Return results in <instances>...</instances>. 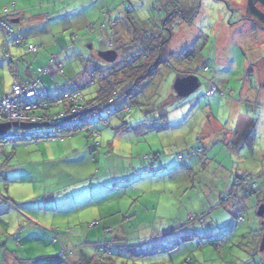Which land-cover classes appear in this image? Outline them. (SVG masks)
Here are the masks:
<instances>
[{"label": "rangeland", "instance_id": "obj_1", "mask_svg": "<svg viewBox=\"0 0 264 264\" xmlns=\"http://www.w3.org/2000/svg\"><path fill=\"white\" fill-rule=\"evenodd\" d=\"M247 1L132 0L128 14L118 0H0V15L8 9L4 18L13 30L38 47L26 56L9 41L20 71L40 78L52 98L61 88L96 98L101 71L118 94L109 110L92 117L100 131L95 140L84 130L58 140L0 143V198L10 187L16 209L0 222V264L63 251L73 263L264 264V28L249 20ZM18 11L24 17L13 23ZM152 36L171 42L172 53L161 78L137 85L146 72L129 71L138 60L142 66L145 46L132 39L157 42ZM3 42L0 30V77L11 93ZM108 50L118 52L116 62L102 59ZM53 55L65 69L56 83L39 73ZM190 69L200 86L181 96L175 85ZM214 87L219 91L211 95ZM89 141L98 144L94 157ZM249 177L258 184L254 191L243 181ZM36 191L53 192L58 211L71 215L50 221L55 227L42 243L32 224L15 228L23 220L16 212L26 215L21 205L34 201L29 192ZM102 242L109 251L99 248Z\"/></svg>", "mask_w": 264, "mask_h": 264}, {"label": "built area", "instance_id": "obj_2", "mask_svg": "<svg viewBox=\"0 0 264 264\" xmlns=\"http://www.w3.org/2000/svg\"><path fill=\"white\" fill-rule=\"evenodd\" d=\"M7 12V11H5ZM0 29L3 33L4 42L2 44L3 52L5 54V59L8 61L12 77H13V84H12V91L10 94L6 96H0V124L10 123L12 126L10 129L6 130L0 136V142L5 140H18L25 136H34L38 137L41 136V132H38V129L35 130H24L21 128H16L13 126L15 123L18 125H38L44 124L46 126H55L58 127L59 123L62 119L65 118L63 113L59 114H46L41 111L49 106L54 105L60 107L66 101L71 100L73 104V116H86L88 113H92L99 111L101 109V105L97 103L90 104L79 91H73V93H68L64 95V97L59 98H52L48 100V96L51 95L50 91H48L47 87L40 81V78L32 79V80H24L23 75L21 74L20 68L18 63L21 59L14 57L10 51L9 41L12 40L14 45L19 48L24 49V54H36L38 52V47L34 44H30L27 42L26 39L21 37L20 35L15 34L14 30L12 29L11 25L6 21H0ZM39 73L48 75L53 82L56 83L57 76H63L65 73V69L63 64L59 61V56L53 55L50 61V64L47 68H41ZM95 78V77H92ZM219 90L214 87L210 94L214 95ZM221 96L224 95L223 92L220 93ZM114 102L113 99H110L107 102V106H111ZM130 108H125L124 113L130 112ZM122 112V113H123ZM57 125V126H56ZM57 131V129H56ZM50 131L49 133L43 134L44 137H56L57 132ZM2 175V169L0 167V176ZM244 183H252L251 180L248 178L245 180ZM251 189L254 191L256 189L257 184L253 183L250 185ZM96 223H93L95 226ZM69 232L72 229L68 230ZM56 238L54 239V241ZM104 252H107L103 248ZM64 257L67 258L66 251H63Z\"/></svg>", "mask_w": 264, "mask_h": 264}, {"label": "trees", "instance_id": "obj_3", "mask_svg": "<svg viewBox=\"0 0 264 264\" xmlns=\"http://www.w3.org/2000/svg\"><path fill=\"white\" fill-rule=\"evenodd\" d=\"M115 1H117V0H115ZM118 1H120L122 5L126 6V12L128 14H130L134 10V7L132 5V0H118ZM247 8H248V14H249V18H250L249 20H251V22L255 23L256 26H260L261 28H264V0H248L247 1ZM5 11H9V10L6 9ZM6 13L7 12H4V17H6L8 15V14L6 15ZM110 14H111V12H104V15H105L106 18H110L111 17ZM4 17L1 16L0 17V21H6ZM111 24H112V26H114V28H116L117 25H118L117 23H113V22ZM104 27H105V25L104 26H100V28H104ZM89 30H91V31L94 30V27L90 26ZM154 37H156V36H152L151 38H154ZM157 38H158L157 42H159L161 37H157ZM157 38H154V39H157ZM132 41L135 42L134 39H132ZM161 50H162L161 46H157V47H154V48L149 50L151 52V54L153 55V60L155 61L154 65H152V66H158V64H159V66H161V64H164L159 59ZM152 66L144 64L141 67H138V66L134 67L135 69L133 68L129 72H139V71L143 70V68L144 69L149 68V67L152 68ZM94 72H95V69L94 70H90V72H88V73H90V75H91ZM155 72H156V70H155ZM99 73H102V74H99V76L103 75V79L99 82L100 83V88H99L97 97L92 99V100H90V101H88V100L87 101L90 104L97 103V104L101 105L102 106L101 109L99 111H96V113L95 112L88 113L86 116L74 117L73 116V112H72L73 104L71 103V100L66 101L60 107H58L57 105L56 106L49 105V106L45 107L41 111V113L44 112L46 114H52V115L63 113L65 115V118L62 119V121L59 123L58 127L46 126V127H43V128H38V132H41V136L34 137V136L31 135L32 140L39 142V141H43V140L64 139V138H69V137H72V136L74 137L77 134H79L81 131H84V130H88V132H89V137L87 136L88 139L91 138V139L95 140V137L97 135H100L99 134L100 131L97 130V128L94 127L95 124L92 121V117H94L95 115H99L104 110H109L110 106L106 105L107 102L110 99H113L114 102H115V100L118 97V94H117L116 90L114 89V85H115L114 79H112L109 76L105 75V72H103V71H101ZM137 80H138V84H140V82L143 80V78L142 79L137 78ZM263 88H264V83H263ZM73 91H79V90H72L71 91V90H63L61 88V89H59L57 91V96L54 97V98L56 99V98H59V97H64V95H66L68 93H71V92L73 93ZM127 95H128V93L126 94V96ZM49 99L50 100L52 99V95L48 96V100ZM100 119L101 120L99 122H105V124L109 122L107 120L104 121L101 117H100ZM53 129H54V131H56V129H57V131H56L57 132V136L56 137H52V138L51 137H44L43 134L49 133ZM2 142H4V141H1L0 143H2ZM89 143L91 145V141H89ZM97 148H98V144L95 141V143H93V145H91V147H90V153H91L92 157H94V154H95ZM202 152H203V150H200L198 152H194V154L198 155L199 153H202ZM241 179H243V178H241ZM241 179H239V180H241ZM243 181H245V179H243ZM251 182H252L251 184L255 183V182H253V179H252ZM239 183L241 185V182H239ZM237 185H238V182H235V186H237ZM240 185H238V186H240ZM234 189H235V187H234ZM261 217L264 218V215H262ZM238 218H242V217L239 216ZM98 224L99 223L96 222L95 226H97ZM262 233H263L262 237H263V240H264V230L262 231ZM109 245H106V244H104V242H102V243H100L99 248H101V249L105 248L106 250L108 249V251H109ZM157 251H161V250L160 249H155L153 252H157ZM144 252L145 251H142V253H144ZM153 252L151 254H153ZM145 254L147 255L146 252H145ZM39 261H41V264H81L82 263V262L73 263V262L69 261L66 257H64L63 254L53 255V256H45V257L39 258L38 260H35L32 264H37V262H39ZM93 262L101 263L98 260L97 261L93 260Z\"/></svg>", "mask_w": 264, "mask_h": 264}, {"label": "crops", "instance_id": "obj_4", "mask_svg": "<svg viewBox=\"0 0 264 264\" xmlns=\"http://www.w3.org/2000/svg\"><path fill=\"white\" fill-rule=\"evenodd\" d=\"M15 6H17V4H15ZM4 12H5V8H4ZM4 12H3V14H1L2 17H4ZM22 12L23 11H18L17 13L11 14V16H12V17H10L11 21L13 23H20L22 21L23 17H24V14ZM5 20H6V18H5ZM16 34L17 35H20L18 33H16ZM21 37H23V36H21ZM177 37H180V35H178ZM173 38H174V35L171 36V42L173 41L172 40ZM24 39H26V38H24ZM26 40H27L28 43H30L28 39H26ZM144 40L142 42H134V44L135 43H138L142 47H143V45L145 46L143 48V51L141 52L142 55H141L140 58H143V55L146 52H148L150 49H152L154 47H157V46H161V48H162L161 51H162V55L163 56L160 59L165 64L166 63V55H167L166 53H168V54L172 53V52H167V50H166V48L170 46L171 42H169V44H165V42H162L161 43V41H159L160 43L159 42H153V43H151V39L149 37H146V39H144ZM134 41H137V40L134 39ZM144 42H145V44H143ZM30 44H32V43H30ZM59 59H60V57H59ZM141 62L144 63L143 59H142V61H140V63ZM134 64H135V67L139 66V60L136 61V62H134ZM162 65L163 64H161V66H159V67L158 66L157 67L155 66L156 67V72L150 73V75L148 77H150V76H156V79L157 78H161L163 76V73H161ZM21 74L23 75V79L24 80H32V79H34V78L31 77V72L29 70L27 72L25 71L24 73L21 72ZM189 75H197V74H196L195 70L190 69V70H188V72L187 71L182 72V74L179 76V79H181L183 77H186V76H189ZM1 79L2 78L0 77V96H6V95H8L10 93H6L5 92L4 85L2 84ZM163 119H161V120H163ZM143 121L144 120H142V122ZM215 122H216V118H215ZM27 139L28 140H32V137L31 136H25L23 138H20L19 140L25 141ZM78 145H80V144H78ZM2 175H3V171H2ZM249 179L252 181V178L251 177H249ZM1 190L2 189H0V193H2ZM18 190H20V189H18ZM38 193H39L38 191H36V193L35 192H29V194L32 195L34 201H25L26 203H22V205L20 203L21 208L24 209V213L26 215L20 214L21 212H16V214H18V216L21 215V217H23V220H18V226L15 225V228L16 227L20 228L18 230V233H19L20 230H24L25 229V223L24 222H27L29 224H32L33 227L38 228L37 232L40 235L35 240H40L41 239L40 241H37V242L38 243H42L43 242L42 239L48 238L49 237V234L51 233L50 231H52L54 229L53 227H55V225H54L55 222H58V220H60L63 216H71V215H67L66 213H60L58 211V205L60 203H59V200L57 198V195H53V192L52 193H43V194H38ZM5 198L6 199L3 198L4 200L0 198V222H1L2 226L4 225V221H3V220H5L4 219V216L9 215V214L12 215V212H15V210H16V209H12V207H13L12 205L14 203L13 201H15L13 199H15V198L11 197L10 187L8 189V192H7V195H6ZM69 201H71V199H69ZM22 202H23V200H22ZM17 208H19V207L17 206ZM50 221H53L52 223H54V224H50ZM49 228H50V231H49ZM30 237H32V234L30 235ZM30 237H29V239H31ZM26 238L28 239V237H26ZM14 239L16 240V237L15 236H14ZM17 239H18V237H17ZM23 239H25V238L22 237V240ZM7 247H8V245H6V246L4 245V248L3 249H5V250L7 249L6 252H7V254L10 257H14L12 254H14L15 256L17 255L16 252L9 251L8 250L9 248H7ZM45 256H53V255L45 254L43 256H38L36 258H18V257H15V258H16L17 264H32L35 260H38L39 258H42V257H45ZM7 261H10V260H5V262H7ZM37 264H41V261L37 262Z\"/></svg>", "mask_w": 264, "mask_h": 264}, {"label": "water", "instance_id": "obj_5", "mask_svg": "<svg viewBox=\"0 0 264 264\" xmlns=\"http://www.w3.org/2000/svg\"><path fill=\"white\" fill-rule=\"evenodd\" d=\"M101 57L107 63H114L118 58V53L113 50H108V51L102 52ZM199 86H200V82H199V78L197 77V75H189V76L179 79L176 82L175 89L179 95L186 96V95H190L194 93L195 91H197ZM11 126L12 125L10 123L0 124V136L6 130L10 129ZM13 126H15L16 128L24 129V130H35L38 128L46 127V125L44 124L18 125L16 123ZM259 213H260V216L264 215V205L261 207ZM261 249L264 250V240H263V247ZM81 264H101V263H81Z\"/></svg>", "mask_w": 264, "mask_h": 264}, {"label": "flooded vegetation", "instance_id": "obj_6", "mask_svg": "<svg viewBox=\"0 0 264 264\" xmlns=\"http://www.w3.org/2000/svg\"><path fill=\"white\" fill-rule=\"evenodd\" d=\"M164 25H165V22H164ZM138 38H136V40H137ZM160 41H161V43L162 42H165V40H162V39H160ZM115 51V50H114ZM117 52V51H116ZM118 53V52H117ZM162 51L160 52V57H159V59L160 58H162ZM118 57H119V55H118ZM143 61H144V63H142V65H144V64H146V65H154V63H155V61L153 60V55L151 54V52L150 51H148V52H146L144 55H143ZM147 59V60H146ZM104 60V59H103ZM117 60H118V58H117ZM116 60V61H117ZM161 60V59H160ZM115 61V62H116ZM157 67V66H156ZM156 67L155 66H152V68L151 67H149V68H146V69H144L143 68V71H145L146 72V76L143 78V79H147V78H149L148 76L150 75V73H153V72H155V70H156ZM158 67H159V65H158ZM90 77V76H89ZM91 77H96V73L94 72V73H92L91 74ZM103 79V75H101L100 77H99V81H101ZM140 84H142V82H140ZM137 85H139L138 83H137ZM131 92H132V90H130L129 91V93H128V95H130L131 94Z\"/></svg>", "mask_w": 264, "mask_h": 264}]
</instances>
